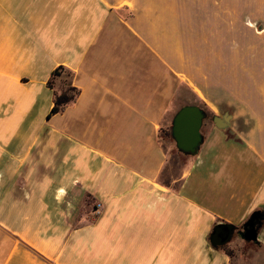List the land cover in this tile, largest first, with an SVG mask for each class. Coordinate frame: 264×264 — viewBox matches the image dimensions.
<instances>
[{
	"label": "crops",
	"instance_id": "obj_1",
	"mask_svg": "<svg viewBox=\"0 0 264 264\" xmlns=\"http://www.w3.org/2000/svg\"><path fill=\"white\" fill-rule=\"evenodd\" d=\"M226 58V0H0V264H229L208 237L264 211V64ZM59 66L79 95L47 118ZM174 82L253 126L172 161Z\"/></svg>",
	"mask_w": 264,
	"mask_h": 264
},
{
	"label": "rangeland",
	"instance_id": "obj_2",
	"mask_svg": "<svg viewBox=\"0 0 264 264\" xmlns=\"http://www.w3.org/2000/svg\"><path fill=\"white\" fill-rule=\"evenodd\" d=\"M173 1V0H172ZM184 1V0H183ZM174 3L170 1L167 6L168 17L173 15ZM262 48V51H260ZM258 51H260L258 53ZM226 62L232 64H246L253 67V70L261 69L264 64V0H226ZM191 62L192 57H188ZM168 75V82L172 80ZM236 73L226 71V81L233 80ZM69 80L66 74H62L55 81V87L61 90L67 86ZM172 87V98L168 103L167 118L161 127L160 137L165 139L167 150L171 155L172 161H184L190 156L180 154L175 147V143L171 138V134L167 136L165 133L170 132L171 120L174 113L182 106L195 104L200 106L206 113L204 120L205 132L207 126L211 123L212 114L206 108L204 103L195 101L189 88L184 84ZM220 110V109H219ZM238 107L227 106L228 113H237ZM254 121H246L242 119H234L230 121L229 130H236L232 137L240 132L244 133L253 126ZM223 248L230 254L229 264H264V249L253 242H246L240 236H234L229 243Z\"/></svg>",
	"mask_w": 264,
	"mask_h": 264
},
{
	"label": "water",
	"instance_id": "obj_3",
	"mask_svg": "<svg viewBox=\"0 0 264 264\" xmlns=\"http://www.w3.org/2000/svg\"><path fill=\"white\" fill-rule=\"evenodd\" d=\"M206 113L198 105L188 104L180 107L171 120L170 134L175 143L176 150L187 156L197 155L203 143L201 129ZM231 115L225 113L222 116H213L212 121L219 130H226L230 127ZM263 211L256 210L241 227L239 236L246 242L258 243V230L261 227ZM229 230L221 239L222 242L229 241Z\"/></svg>",
	"mask_w": 264,
	"mask_h": 264
},
{
	"label": "trees",
	"instance_id": "obj_4",
	"mask_svg": "<svg viewBox=\"0 0 264 264\" xmlns=\"http://www.w3.org/2000/svg\"><path fill=\"white\" fill-rule=\"evenodd\" d=\"M62 74H66L69 83L67 86L63 87L61 90L57 89L55 87V81L60 78ZM47 87L51 90H53V106L51 110L49 111V114L47 115V118H50L51 116H54L56 114H61L67 106L72 104L77 96L79 95V90L74 87L71 83V73L64 69V67L59 66L57 67L52 73L47 81ZM161 131V129H160ZM167 136L170 135V132L167 131L165 133ZM209 240V237H208ZM225 254H227L228 257H230V254L226 252V250L223 248Z\"/></svg>",
	"mask_w": 264,
	"mask_h": 264
},
{
	"label": "flooded vegetation",
	"instance_id": "obj_5",
	"mask_svg": "<svg viewBox=\"0 0 264 264\" xmlns=\"http://www.w3.org/2000/svg\"><path fill=\"white\" fill-rule=\"evenodd\" d=\"M263 224H264V211H263V218L261 219V226ZM227 229L229 230L230 240L222 242L221 239L226 234ZM240 231H241V228L237 229L233 227L232 225H229L226 223H217L216 225L213 226L210 232L209 241L215 247H223L227 243H229L234 236H239Z\"/></svg>",
	"mask_w": 264,
	"mask_h": 264
},
{
	"label": "built area",
	"instance_id": "obj_6",
	"mask_svg": "<svg viewBox=\"0 0 264 264\" xmlns=\"http://www.w3.org/2000/svg\"><path fill=\"white\" fill-rule=\"evenodd\" d=\"M93 213H94L95 217H98L100 215L101 210H100L99 204L96 205V208L94 209Z\"/></svg>",
	"mask_w": 264,
	"mask_h": 264
}]
</instances>
